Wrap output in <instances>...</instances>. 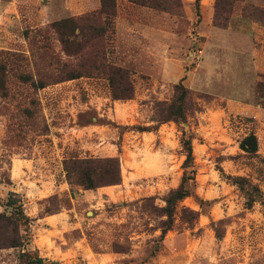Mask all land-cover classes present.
<instances>
[{"label": "rangeland", "instance_id": "obj_1", "mask_svg": "<svg viewBox=\"0 0 264 264\" xmlns=\"http://www.w3.org/2000/svg\"><path fill=\"white\" fill-rule=\"evenodd\" d=\"M116 1L108 58L131 69L133 99H114L109 80L93 70L37 93L18 77L35 72L43 51L48 61L76 63L50 24L93 12L101 0H0V59L14 61L11 94H0V212L9 191L21 197L32 219L27 249L44 264H264V71L251 61L252 49L264 45V6ZM210 4L214 33L200 26L207 15L202 5ZM38 29H47V37L32 46L26 32L37 39ZM166 62L179 64L169 69L174 81L161 76ZM182 79L200 109L181 125L160 123L157 105L171 101ZM29 96L40 105L26 120L20 109ZM183 130L195 135L196 193L205 202L194 196L179 202L162 238L164 197L184 174ZM251 132L256 155L240 148ZM71 156L119 157L122 183L76 187L72 195L63 168ZM221 167L259 185L262 196L253 207ZM186 210L200 212L195 223L186 220ZM22 251L0 248V264H24Z\"/></svg>", "mask_w": 264, "mask_h": 264}, {"label": "trees", "instance_id": "obj_2", "mask_svg": "<svg viewBox=\"0 0 264 264\" xmlns=\"http://www.w3.org/2000/svg\"><path fill=\"white\" fill-rule=\"evenodd\" d=\"M141 5L154 6L157 8V0H130ZM236 0H217V4L229 6ZM199 3L200 0H197ZM117 14L116 0H101V7L93 12L84 13L80 16H68L53 21L50 29L57 35L58 40L63 45L64 51L76 56V63H68L47 60V51L39 55L40 62L36 64L35 72H23L18 77L21 82L31 87L37 93L38 90L52 83L63 82L66 80L80 78L88 74L91 70L95 71L109 80L112 96L114 99H133L135 96V86L133 73L127 66L113 63L108 58V38L110 33H114V17ZM217 16V15H216ZM215 21V19H214ZM215 25L225 27L226 23ZM47 29H38L39 36L30 38L29 31L26 37L30 44L35 46L36 41L47 37ZM44 48V46H40ZM12 60L0 59V94L3 97H9L11 86L9 81V65ZM54 64L56 66H54ZM21 114L26 120L33 119L40 105L37 97L29 96L21 103ZM158 121L165 123L173 120L179 125L188 121V113L192 110L200 109L198 101L195 100L192 90L183 83V79L174 84V94L170 102H159L157 105ZM22 121H16L15 124L20 127ZM144 130V129H142ZM194 133L188 134L183 130L182 144L186 152V159L183 163L184 174L182 182L177 188L171 189L164 201L162 207L166 219L162 222V234L164 238L175 222V214L178 203L186 197L194 196L201 204L204 200L196 193L197 188V167L193 151ZM240 148L248 154L256 155L259 150L258 138L254 132L249 133L240 142ZM63 168L66 173L67 181L70 185L72 195L76 187L84 189H95L102 186L118 185L122 183V169L119 157H95V156H71L63 160ZM223 176L237 185L247 197V206L253 207L255 202L259 201L262 191L259 185L250 181L244 176L227 174L221 167ZM3 211L0 212V248L20 247L23 251L20 254L24 264H44V259L40 255H32L27 249L31 242L30 224L32 219L25 212L24 202L13 191H9V197L1 203ZM185 212V211H184ZM186 220L191 224L195 223L200 212L196 210H186ZM23 229L26 233H23ZM217 237L223 235L216 229Z\"/></svg>", "mask_w": 264, "mask_h": 264}, {"label": "crops", "instance_id": "obj_3", "mask_svg": "<svg viewBox=\"0 0 264 264\" xmlns=\"http://www.w3.org/2000/svg\"><path fill=\"white\" fill-rule=\"evenodd\" d=\"M249 3H255L256 5H260V6H264V0H245L242 2V4L244 5H248ZM8 10L10 9H13V6L12 5H9L8 6ZM207 13V15H205L204 17H202V21H201V27H203L204 29L208 30L210 33H214V32H218V28L215 27L213 24H212V5L210 4L209 6L205 7L202 5V14H204V11ZM260 27H262V30L264 31V24L263 25H260ZM225 30V29H224ZM226 30H230V29H226ZM228 33V31H226ZM221 35L222 36H225V33L221 32ZM250 51V50H249ZM252 57H251V61L254 62V64L256 65V68L258 70H261V71H264V68H262L260 66V63H262V60L264 62V45L261 47V48H255V49H252ZM168 62L166 63H163L162 65V68H161V76L166 80H172L174 81L172 78L175 76V72H169V69H174L172 68V66H178L179 64H175V62H173L172 64H167ZM170 67V68H169ZM186 74V71L183 70L180 74V79L185 76Z\"/></svg>", "mask_w": 264, "mask_h": 264}]
</instances>
